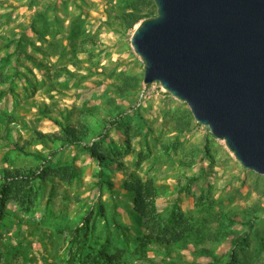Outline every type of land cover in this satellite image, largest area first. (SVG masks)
<instances>
[{"label":"rangeland","instance_id":"rangeland-1","mask_svg":"<svg viewBox=\"0 0 264 264\" xmlns=\"http://www.w3.org/2000/svg\"><path fill=\"white\" fill-rule=\"evenodd\" d=\"M129 13L140 15L132 26ZM156 15L153 0H0V170L41 165L13 143L54 150L28 202L10 198L0 213V264H66L82 242L84 252L124 249L125 264H264V176L184 101L143 82L130 38ZM58 123L80 129L104 164L70 145ZM33 131L51 136L46 147ZM137 182L154 188L161 219L183 214L204 238L136 259Z\"/></svg>","mask_w":264,"mask_h":264},{"label":"water","instance_id":"water-1","mask_svg":"<svg viewBox=\"0 0 264 264\" xmlns=\"http://www.w3.org/2000/svg\"><path fill=\"white\" fill-rule=\"evenodd\" d=\"M130 38L143 82H159L196 122L264 176V0H153Z\"/></svg>","mask_w":264,"mask_h":264},{"label":"trees","instance_id":"trees-1","mask_svg":"<svg viewBox=\"0 0 264 264\" xmlns=\"http://www.w3.org/2000/svg\"><path fill=\"white\" fill-rule=\"evenodd\" d=\"M127 16L129 17V26H132L140 18V15L136 13H129ZM120 118L118 116L113 122L118 124ZM58 124L67 135V140L70 145L80 146L85 153L98 160L101 164H104L103 161L105 159L102 153L97 152V148L87 143L86 135L80 129L72 126L69 127L65 123ZM33 132L34 135L31 137L32 141L37 139L46 147L47 139L51 136L40 131ZM5 135L3 133L0 134L2 137ZM13 147L25 154L33 155L41 161V165L35 169L4 168L0 170V213L10 198H13L20 206H24L28 202L31 194L29 184L37 178H45L51 172L50 161L54 150L49 155H44L37 149L25 151L19 143H13ZM133 206L134 210L139 214L144 228V233L139 237L138 244L133 252L136 259H147V251L153 245H170L184 239H192L195 243H199L204 238L202 229L195 227L183 214L161 219L158 216L155 190L148 182H137ZM85 222L88 221L86 220ZM86 225L87 223L84 224L83 229L87 228ZM84 236H86V232ZM83 244L84 242L78 244L77 250H71L69 252L66 264H125L124 249H117L118 251L110 253L108 250L109 246L104 243L98 248L84 252Z\"/></svg>","mask_w":264,"mask_h":264}]
</instances>
